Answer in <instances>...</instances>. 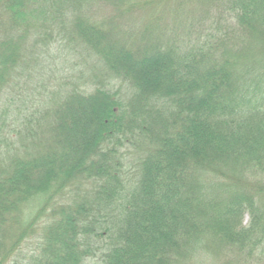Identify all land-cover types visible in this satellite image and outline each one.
I'll list each match as a JSON object with an SVG mask.
<instances>
[{"label":"trees","instance_id":"1","mask_svg":"<svg viewBox=\"0 0 264 264\" xmlns=\"http://www.w3.org/2000/svg\"><path fill=\"white\" fill-rule=\"evenodd\" d=\"M0 264H264V0H0Z\"/></svg>","mask_w":264,"mask_h":264},{"label":"rangeland","instance_id":"2","mask_svg":"<svg viewBox=\"0 0 264 264\" xmlns=\"http://www.w3.org/2000/svg\"><path fill=\"white\" fill-rule=\"evenodd\" d=\"M58 50H59V52L58 51H55V54H57L58 55V58L59 59H61V58H63V53L66 51L67 53H68V55H69V61H71V58H78V56L76 55V54H74L73 52H71V53H69L68 52V50H67V48L65 49V48H63V47H58ZM53 58V57H52ZM79 59V58H78ZM87 61H88V63L89 64H91L92 63V61H93V58L91 57V56H87ZM55 95V94H54ZM27 209H25V211H26Z\"/></svg>","mask_w":264,"mask_h":264}]
</instances>
